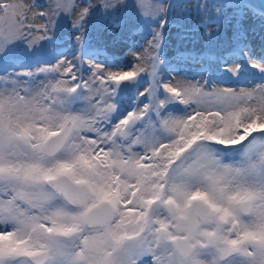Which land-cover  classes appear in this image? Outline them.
Masks as SVG:
<instances>
[{"label": "snow or ice", "instance_id": "snow-or-ice-1", "mask_svg": "<svg viewBox=\"0 0 264 264\" xmlns=\"http://www.w3.org/2000/svg\"><path fill=\"white\" fill-rule=\"evenodd\" d=\"M0 264H264V0H0Z\"/></svg>", "mask_w": 264, "mask_h": 264}, {"label": "rangeland", "instance_id": "rangeland-1", "mask_svg": "<svg viewBox=\"0 0 264 264\" xmlns=\"http://www.w3.org/2000/svg\"><path fill=\"white\" fill-rule=\"evenodd\" d=\"M41 2H44V0H41ZM255 42H256V43L259 42V38H258V37H257V39H256ZM185 45H186L187 47H192V46H193L191 43H188V42H185ZM175 47H176V44H175V42H173V44H172V45L170 46V48H169V53H168V54H169L170 56L174 54ZM258 51H259V50H258ZM224 55L226 56V58H227V60H228L229 62H231V60L235 59L234 57L229 56L227 53H225ZM121 59H122V60H125V61H131V59H132V55H131L130 52H126V53H124V54L121 56ZM233 83H234L233 80H231V79L227 80V84L231 85V84H233ZM240 85H241V86H244V85H245V81H244L243 78L240 80Z\"/></svg>", "mask_w": 264, "mask_h": 264}]
</instances>
